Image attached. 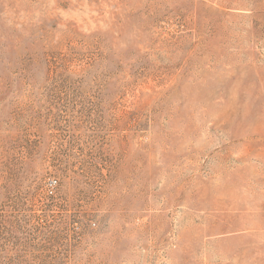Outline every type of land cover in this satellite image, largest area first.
Listing matches in <instances>:
<instances>
[{
    "label": "rangeland",
    "instance_id": "obj_1",
    "mask_svg": "<svg viewBox=\"0 0 264 264\" xmlns=\"http://www.w3.org/2000/svg\"><path fill=\"white\" fill-rule=\"evenodd\" d=\"M0 264H264V0H0Z\"/></svg>",
    "mask_w": 264,
    "mask_h": 264
}]
</instances>
